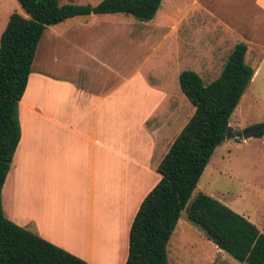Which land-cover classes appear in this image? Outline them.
I'll use <instances>...</instances> for the list:
<instances>
[{"label":"rangeland","instance_id":"rangeland-1","mask_svg":"<svg viewBox=\"0 0 264 264\" xmlns=\"http://www.w3.org/2000/svg\"><path fill=\"white\" fill-rule=\"evenodd\" d=\"M100 1L58 0V3L60 5L95 6ZM177 3L172 0L162 1L161 7L153 17V19L156 18L154 22H151V19L139 20L122 13L91 14L69 18L62 23L47 27L37 47L26 99L31 96L32 82L38 75L40 64L47 62L54 51H59V57L66 63L67 70L71 71L81 58L83 60L84 51L86 52L89 71L83 77L85 79L93 77L95 80L92 87L93 98L110 92L117 83H120L119 91L116 89L112 91L98 108L86 100L82 112L79 113L77 109H73L71 112V118L73 120L80 119L84 126H87V131H92L95 126L97 137L100 138L102 135L103 141L108 147L104 151V158L101 159L98 154L96 161L85 162V158L78 154L79 157L71 159L65 170L61 171L57 167L52 170L53 175H40V184L52 188L54 198L57 203H60L55 208L58 222H63L64 226L75 225L74 221L82 224L86 222L89 225L85 231L89 229L90 232L92 226L104 223L106 229L108 223L111 225L109 233L117 239L114 247L110 246V239H105L103 256L92 257L91 255L92 261H97L100 264L121 263L122 258L119 257V253L124 246L125 227H127L128 221V227L131 224L134 208H138V199L141 194L148 191L154 181V178L148 176H133V166L127 160L132 157V151L136 146L137 119L146 115L149 106L151 108L158 104L157 101L161 99L152 96L151 88L153 90L168 89L169 103L176 106V113L171 114L175 118L170 127L171 131L165 132L163 135L159 134L157 137V146L154 147L152 161L158 163L164 151L173 142L171 135L173 138V134L184 126L193 113V106L179 89L176 71H195V68L203 74L213 68L214 71L209 77L206 74L205 78L199 75L206 85L209 79L219 75L233 49L230 41L231 34H213L203 31L177 34L161 31L155 22L163 19L162 12L166 13L167 19L173 18ZM14 11L23 12L16 0H0V34L9 15ZM105 17L115 18L119 29L81 30L74 27L83 20H89L91 23L90 20L93 18ZM57 31L68 32L67 42L59 40L63 43L56 42L51 45L49 42L51 33L54 34ZM238 42H242V40H238ZM255 54L256 50L251 49L245 59L246 63L251 65L252 62L260 59V55L256 56ZM91 56H97L106 64H99L96 67L90 62ZM142 77L151 83L150 86L142 80ZM173 86H176L180 93H171L170 91H175ZM253 86H255V94L257 93L255 91L263 88L264 84L262 85L261 80L254 78ZM259 100L261 98L251 97L250 103L255 108L253 111L241 114V109L238 108V111L231 116V126H235L233 125L235 117H239V121L246 123L248 121L264 122V103H258ZM162 108L145 124L156 123V127H161L164 116ZM84 126L82 125V127ZM238 130L240 129L231 132ZM58 133L61 132H51L50 135L55 134L56 137H59ZM240 138L242 137L236 139L240 140ZM166 140L170 141L169 144H166L167 146L165 145ZM229 144V153L225 161L216 159L219 151H213L210 161L181 212L166 247L168 264H244L217 248L207 239L203 231L188 221L186 208L198 192H204L218 199L239 214L257 217L264 228V160L262 159L264 141L261 142L254 137L245 145L233 141H230ZM143 150L147 151V146L141 149V151ZM73 155L77 154L72 152ZM13 161L14 158L10 164L7 183L5 181L4 193H2L4 200L5 196L10 194L12 197L14 194L16 180ZM133 179L136 180V183L133 182ZM18 186L22 187V181L18 183ZM92 210L93 216H91ZM126 239L128 240V232ZM127 240L126 250H123L125 259L127 257ZM81 250L83 254L88 253Z\"/></svg>","mask_w":264,"mask_h":264},{"label":"trees","instance_id":"trees-1","mask_svg":"<svg viewBox=\"0 0 264 264\" xmlns=\"http://www.w3.org/2000/svg\"><path fill=\"white\" fill-rule=\"evenodd\" d=\"M0 34V264H87L82 258L8 220L1 190L20 139L19 101L25 91L40 39L48 26L85 15L128 14L150 20L161 0H101L97 5L58 0H16ZM247 45L237 43L219 74L204 85L198 73L178 75L181 92L194 111L155 167L160 175L142 200L129 229L125 264H168L166 247L214 149L230 130L229 122L254 69L246 63ZM260 138L264 122L250 125ZM188 221L217 248L244 264H264V232L218 199L198 192L186 208Z\"/></svg>","mask_w":264,"mask_h":264},{"label":"crops","instance_id":"crops-1","mask_svg":"<svg viewBox=\"0 0 264 264\" xmlns=\"http://www.w3.org/2000/svg\"><path fill=\"white\" fill-rule=\"evenodd\" d=\"M162 1L164 2L165 0H161V3ZM172 1L178 2L173 13V18L167 19L166 13L162 12L161 17H163V19L155 22L161 31L177 34L202 31L213 34H231V48L239 43L238 40H242V42L246 43L247 51L245 59L251 49L256 50V56L260 55V59L251 63L254 69L251 83L246 88L233 113L238 111V108L241 109V114L255 110L254 106L250 103V99L253 96L261 98L258 103H264V87L259 91H255L257 93L254 94L255 86H253L254 78L261 80V84H264V0ZM161 3L159 8L161 7ZM113 17L101 19L93 18L90 20L91 23H89V20H83L74 27L81 30H116L118 28V22H115V18ZM155 19L152 18L150 21L154 22ZM67 33H60L58 31L54 34L51 33L49 42H51V45L60 42L59 40L67 42ZM62 41L60 44L63 43ZM86 57L87 54L84 51L83 60L81 58L74 65L73 71H71L70 69L67 70L66 63L59 57V51H54L47 62H42L40 64L38 75L32 82L31 96L26 99L32 72L29 74L25 91L18 105L20 139L13 155L16 185L14 186L13 196L11 193L12 197H10L9 194L5 196V200L2 199V193H4V188L9 177L8 171L5 179L6 183L4 182L5 184H3L1 190V206L4 216L18 226L28 229L43 239L82 258L87 264H100L97 261H92V257L103 256L104 240L110 239L111 247H114L117 240L109 233L111 225L108 223L106 229L104 223L92 226L91 232L89 229L87 230L88 232L85 231V228L89 225L86 222L82 224L78 221H74L75 225L64 226L62 224L63 222L57 221V216L55 215V208L60 203H57L54 198V191L52 188L40 184V175H53L52 170L57 167L60 168L61 171H63L62 169L65 170L66 166H69L71 159L81 155L85 158V162L88 160L94 162L98 154L99 157L103 159L104 151L108 149L106 146L107 144L103 141L102 135L100 138L97 137L95 126L92 131H87V126H84L80 119L73 120L71 118L73 109H77L79 113L82 112L86 100L90 101L98 108L103 103L106 96L115 89L118 91L120 89V83H117L110 92L93 98L92 87L94 86L93 82L95 80L93 77L90 79H85L83 77L89 71ZM91 57L90 62L91 64H95L96 67H98L99 64H106L104 60L99 59L97 56ZM194 70L203 78H205V74L209 77L214 71V69L211 68V70L203 72L202 74L199 69L194 68ZM180 72V70H177L175 74L179 75ZM217 77L209 79L207 84ZM142 80L150 86L151 83L143 77ZM173 87H175V91L169 90L171 93H180L176 86ZM151 94L161 99L157 101L158 104L153 105L151 108L149 106L146 115L137 119L136 132L138 139L136 138V146L134 151H132V157L127 159L133 166V176L143 175L154 178L153 184L149 187L150 189L143 192L138 199V208L147 192H149L160 179V175L155 171V167L158 163H153L152 161L155 152L154 147L157 146V137L159 134L163 135L165 132L168 133L171 131L170 127L173 125L175 119L171 114L173 112L176 113V106H172L169 103L168 89L153 90L151 88ZM160 108H162V113L164 111L161 127H156V123L152 125L145 124L146 121L152 119V117L157 114ZM238 119L239 117H235L234 127H232L231 122H229L230 132L256 124V122L252 121H248V123L241 122ZM82 125L84 127H82ZM182 127H180L178 131L181 130ZM56 131L61 132L58 133L60 135L59 137H56L55 134L53 136L50 135L51 132ZM177 132L174 133L175 135L172 133L174 136L172 138L171 135L172 140L177 136ZM166 138L170 140L168 136H166ZM253 138L254 137H242L240 140L236 138H225L221 144L214 149V151H219L216 159L225 161L229 153L230 141L245 145L252 141ZM168 140L165 141V145L170 143ZM257 140L263 142L264 135L257 138ZM145 146H147V151H141ZM166 151H164V153ZM72 152L79 155L72 156ZM262 159L264 160L263 155ZM130 175L132 174L130 173ZM20 181H22L21 188L18 186ZM133 182L136 183V180L133 179ZM138 208H134L133 218ZM241 215L245 216L254 223L260 231L264 232V228L261 226V222L258 221L257 217L253 215ZM91 216H93V210L91 211ZM128 224L129 221L127 227H125L124 246L119 253V257L122 258V261L118 264H125L127 259V257L125 259L123 256V250H126L127 232L129 238L128 228L130 229L131 224L129 227ZM81 249L88 252L86 253L87 255L83 254Z\"/></svg>","mask_w":264,"mask_h":264},{"label":"water","instance_id":"water-1","mask_svg":"<svg viewBox=\"0 0 264 264\" xmlns=\"http://www.w3.org/2000/svg\"><path fill=\"white\" fill-rule=\"evenodd\" d=\"M257 131V128H244L235 132H230L228 130L225 134V138H239V137H245L248 134H251L252 132Z\"/></svg>","mask_w":264,"mask_h":264}]
</instances>
